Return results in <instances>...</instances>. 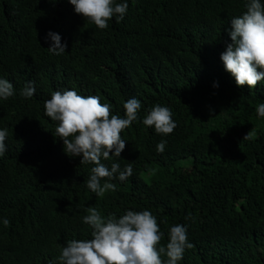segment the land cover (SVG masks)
<instances>
[{"label":"trees","instance_id":"1","mask_svg":"<svg viewBox=\"0 0 264 264\" xmlns=\"http://www.w3.org/2000/svg\"><path fill=\"white\" fill-rule=\"evenodd\" d=\"M244 2L128 0L124 19L100 30L67 0H0V76L15 91L0 100V217L9 220L0 224V264H49L68 241L90 238L81 222L88 208L147 209L162 245L170 226L185 225L193 247L179 264H264V117L255 112L264 81L238 87L219 59ZM48 31L61 36L64 54L48 51ZM27 81L30 99L19 95ZM67 89L99 96L120 116L127 99L141 102L121 133L118 162L132 174L101 197L86 188L93 165L63 152L43 114L51 93ZM155 104L171 109L167 136L141 122Z\"/></svg>","mask_w":264,"mask_h":264},{"label":"clouds","instance_id":"2","mask_svg":"<svg viewBox=\"0 0 264 264\" xmlns=\"http://www.w3.org/2000/svg\"><path fill=\"white\" fill-rule=\"evenodd\" d=\"M67 2L75 14L100 30L107 28L113 18L117 23L122 21L128 9V0ZM243 6L245 10L228 22L225 31L230 43L225 45L219 59L238 87L246 85L251 90L264 81V0H245ZM44 42L52 55L66 52V44L58 33L48 31ZM213 87H218V83ZM35 91L34 82L27 81L19 95L30 99ZM14 95L13 84L0 76V100ZM123 109V116L111 114V105L101 103L99 96H83L75 89L53 91L44 102L43 114L56 122L55 134L62 141L63 152L79 157L80 164L93 165L85 184L97 197L115 190L113 180L123 182L132 174L131 163L121 168L118 162L126 141L121 133L138 120L141 102L129 98ZM255 112L258 119L264 117V103L258 104ZM141 122L161 136H167L176 127L171 109L160 104L147 110ZM6 137L7 129L0 128V157L6 152ZM165 146L166 140L161 139L155 146L156 152L162 153ZM109 160L113 162L107 166L104 161ZM86 213L81 216V222L90 230V238L68 241L49 264H179L185 250L193 247L187 227L179 223L168 228L167 242L162 245L164 233L157 218L147 209H125L119 216L101 215L95 208L86 209ZM0 224L7 227L9 220L0 217Z\"/></svg>","mask_w":264,"mask_h":264}]
</instances>
